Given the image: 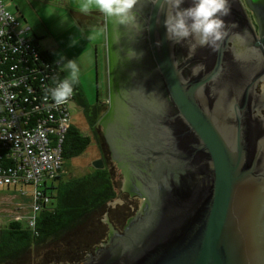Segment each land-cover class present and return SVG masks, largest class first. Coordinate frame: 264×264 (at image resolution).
I'll return each mask as SVG.
<instances>
[{"label":"water","instance_id":"obj_1","mask_svg":"<svg viewBox=\"0 0 264 264\" xmlns=\"http://www.w3.org/2000/svg\"><path fill=\"white\" fill-rule=\"evenodd\" d=\"M246 1L260 43L237 0L105 1L115 197L78 264H264V0Z\"/></svg>","mask_w":264,"mask_h":264},{"label":"trees","instance_id":"obj_2","mask_svg":"<svg viewBox=\"0 0 264 264\" xmlns=\"http://www.w3.org/2000/svg\"><path fill=\"white\" fill-rule=\"evenodd\" d=\"M27 28L23 42L8 36L0 39V82H20L12 89L18 97L14 106L22 112L20 119L29 129L48 128L52 147L60 143L58 163L38 184L27 182L23 179L29 168L21 163L20 151L11 141L0 140V171L17 178L14 183H1L0 189L19 188L24 194L25 188H30L32 207L39 206L26 222L15 219L1 229L0 264H78L108 239V225L99 219L107 211V200L115 197V175L109 166L81 177L69 172V160L80 157L93 142L72 120L69 105L76 101L78 84L76 78L66 76L51 51L43 49L39 36L30 35L31 28ZM4 110L0 101V117ZM66 114L68 126L59 132ZM96 120H91L93 135L99 129ZM29 217L34 218L33 226Z\"/></svg>","mask_w":264,"mask_h":264},{"label":"rangeland","instance_id":"obj_3","mask_svg":"<svg viewBox=\"0 0 264 264\" xmlns=\"http://www.w3.org/2000/svg\"><path fill=\"white\" fill-rule=\"evenodd\" d=\"M71 2L77 3L75 0H71ZM56 6L55 0H50L48 4L42 6L38 4L36 5L37 8L29 6L26 11L28 19L26 21L22 17L23 24L20 27H30V35L34 32L39 36L38 41L43 45V49L51 51L56 60L60 62L59 66L62 67L66 76L71 79L72 77L79 78L85 84L86 91L91 94L92 92L89 90L91 82L89 80L92 79L94 73V56L100 57V66H102V60L104 69L107 66L106 51L103 50L106 34L104 35L102 29L81 28L78 19L71 14L74 9L80 12L79 9L81 8L78 9L75 4L67 7ZM85 7L89 8L88 6ZM87 8H83L82 11ZM69 107L73 115L72 120L82 132L86 133L87 124L83 119H80L75 104L72 102ZM101 131L103 132L102 128ZM88 148L80 157L69 160V172H72L75 177H81L84 173L92 172L95 169L94 159H97L100 153L95 145ZM108 160V164L113 167L115 173L116 168L110 161L111 158ZM114 173L113 175H115ZM24 191L26 192L22 194L23 192L19 188L7 190L2 187L0 189V233L1 229L5 228L9 222L15 219L22 221V223L26 222L28 216L34 213L32 211L34 202L32 191L30 188H25ZM93 254L96 255L95 252Z\"/></svg>","mask_w":264,"mask_h":264},{"label":"built area","instance_id":"obj_4","mask_svg":"<svg viewBox=\"0 0 264 264\" xmlns=\"http://www.w3.org/2000/svg\"><path fill=\"white\" fill-rule=\"evenodd\" d=\"M19 24L18 19L7 9L5 2L0 0V39L8 36L9 39L23 42L29 29L22 28ZM19 83V81L0 82V101L2 108L5 109V114L3 113V116L0 117V140L11 141L16 146L20 151L21 163L29 168L26 169L23 180L33 181L36 185L45 173L50 174L54 170L58 163L57 149L60 143L52 147L47 133L48 128L39 125L37 128L29 129L22 122L20 119L22 112H18L17 107L14 106V100L18 97L12 91ZM68 118L67 114L61 118L59 132L66 130ZM16 181V177H8L4 171H0V185L4 182L8 184ZM37 209L39 206L35 205L32 210L35 212ZM29 221V224L33 226L34 218L29 217Z\"/></svg>","mask_w":264,"mask_h":264},{"label":"flooded vegetation","instance_id":"obj_5","mask_svg":"<svg viewBox=\"0 0 264 264\" xmlns=\"http://www.w3.org/2000/svg\"><path fill=\"white\" fill-rule=\"evenodd\" d=\"M106 0L103 1V7L100 10H92L88 9L87 12L92 11L93 13L90 14L89 18H86V20H78L81 28L86 29H92V30H99L102 29L104 35L106 34V41L104 42V47L103 50L106 51L105 56L108 54V34H107V6L105 3ZM240 9L242 10L244 16L246 17V21L248 23V26L251 31V35H253V38L256 42L260 43L259 38H260V31H259V26L255 22V18L253 15V12L251 11V8H249V5L246 0H237ZM106 7V14L104 13V9ZM104 54V53H102ZM99 56H94L95 62H94V73L93 77L91 80H89L90 86L89 90L92 92L89 94V92L86 91L85 84H83L79 78H76L75 81L78 84V88H76V101H75V108L77 109V112L79 113L80 119H83L87 126V134L88 136L92 137V145H95L98 150H99V157L97 159H94L93 165L95 166V162L98 161L99 163L102 162L105 167H110L113 170V167L110 166L107 162L109 161L108 159L111 158V153L109 148H106V143L104 142V135H102L101 131V124L97 122V120L100 117H103L107 111L108 107L110 104V92H109V63H108V56H107V66L104 69V63L101 61V65L99 64ZM263 60H264V55H263ZM264 62V61H263ZM98 66V67H97ZM260 88L262 91V98L259 100V105H258V113H262L264 111V78L261 79L260 82ZM96 120L97 126H98V131L96 135H93L94 133V126L91 123V120ZM101 127V128H100ZM91 145V146H92ZM97 167L95 166V169ZM103 168V169H104Z\"/></svg>","mask_w":264,"mask_h":264},{"label":"crops","instance_id":"obj_6","mask_svg":"<svg viewBox=\"0 0 264 264\" xmlns=\"http://www.w3.org/2000/svg\"><path fill=\"white\" fill-rule=\"evenodd\" d=\"M7 9H9L10 12L13 13V15L19 19L21 21V23L23 24L21 18L23 17L26 21L28 19V14H27V9L29 8V6H31L32 8H37L36 5L40 4V6L44 5V4H48V2H50V0H4ZM77 3H72L71 0H55L57 6L58 5L61 7L64 6H70L72 4H75L76 7L81 8L79 9L80 12H85L88 9H92V10H100L102 9L103 5V1L104 0H75ZM60 2V3H59ZM82 2L88 3L83 4ZM88 6L89 8L85 7ZM83 8H87L85 11H82ZM78 19V18H77ZM79 20V19H78Z\"/></svg>","mask_w":264,"mask_h":264}]
</instances>
